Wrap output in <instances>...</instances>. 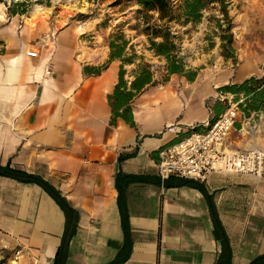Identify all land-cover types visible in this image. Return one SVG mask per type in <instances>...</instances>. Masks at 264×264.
I'll return each instance as SVG.
<instances>
[{
    "label": "crops",
    "instance_id": "crops-1",
    "mask_svg": "<svg viewBox=\"0 0 264 264\" xmlns=\"http://www.w3.org/2000/svg\"><path fill=\"white\" fill-rule=\"evenodd\" d=\"M94 39L77 26L0 28V244L13 263L264 264V179L158 174L163 149L244 99L221 89L260 76L257 53L233 74L148 85L115 118L122 62L104 68L110 49ZM136 65L124 67L129 91ZM243 115L216 152L264 150L262 116Z\"/></svg>",
    "mask_w": 264,
    "mask_h": 264
},
{
    "label": "rangeland",
    "instance_id": "rangeland-1",
    "mask_svg": "<svg viewBox=\"0 0 264 264\" xmlns=\"http://www.w3.org/2000/svg\"><path fill=\"white\" fill-rule=\"evenodd\" d=\"M222 2L206 10L198 25H172V32L178 38L177 43L188 69L199 71L214 68L233 74L251 53L256 52L260 64L258 74H262L250 78L264 79V0ZM222 5L226 6L231 23V30L226 34L223 30L228 28V23L221 13ZM141 11L136 0H0V16L3 18L0 28L14 21H18V27H34L38 23L61 30L71 26L83 27L95 37L93 42L98 45L99 53L112 41L122 44L126 40V56L135 55L134 65L138 63L132 70L133 74L138 66H148L155 82L161 84L167 75L164 71L165 61L150 51L149 40L144 33L146 23L153 24L158 15L150 13V16H146ZM217 25H221L223 30L218 29ZM223 35H231L232 51L222 49ZM224 54H228L229 58L226 59ZM235 99L231 98L227 104L241 105L245 101L240 97ZM254 113L262 116L258 124H264V109L243 116L249 117ZM9 249L0 244V264H14L16 259L11 257L13 252Z\"/></svg>",
    "mask_w": 264,
    "mask_h": 264
},
{
    "label": "trees",
    "instance_id": "trees-1",
    "mask_svg": "<svg viewBox=\"0 0 264 264\" xmlns=\"http://www.w3.org/2000/svg\"><path fill=\"white\" fill-rule=\"evenodd\" d=\"M216 3L222 4L223 2L222 0H136V4L141 8L142 14L146 16H150V13L158 15L153 24L150 22L146 23L144 33L148 37L150 51L154 53L155 57L165 61L164 71L167 75L163 83L169 81L172 75L185 77L189 82H193L196 79L198 71L188 69L185 57L181 55V48L177 43L178 38L172 32V25H198L203 20L204 12ZM221 13L227 20L228 28L224 29L225 31L221 25H217V28L223 30L224 34H226V32L231 30L226 6L222 5ZM14 15H16L15 12ZM221 41L223 42L222 49L224 51H232L233 42L231 35L229 37L223 35ZM127 45L128 42L126 40L122 44L110 42V58L106 66H104V68H107L109 63L114 60L122 62L119 83L114 95L110 97V105L115 118L123 116V114L119 113L123 108L125 113L130 112L133 99L148 85L157 84L154 81V74L148 66H138V70L134 72L135 80L131 85L130 91L128 90L125 81L127 72L124 67L135 64V55L132 57L126 56ZM224 57L228 59L229 55L224 54ZM221 91L235 95L243 94L245 101L243 104H239V109L240 112L247 116L251 111L257 112L264 109V79L249 78L239 85L224 87Z\"/></svg>",
    "mask_w": 264,
    "mask_h": 264
},
{
    "label": "built area",
    "instance_id": "built-area-1",
    "mask_svg": "<svg viewBox=\"0 0 264 264\" xmlns=\"http://www.w3.org/2000/svg\"><path fill=\"white\" fill-rule=\"evenodd\" d=\"M40 42L47 45L49 37L45 36ZM28 56L36 58L38 52L30 51ZM239 114V103L232 104L215 121L208 123L203 132L191 133L182 141L163 149L158 164L160 178L204 181L210 173L222 172L264 179V150L247 153H218L214 150L231 133Z\"/></svg>",
    "mask_w": 264,
    "mask_h": 264
},
{
    "label": "bare ground",
    "instance_id": "bare-ground-1",
    "mask_svg": "<svg viewBox=\"0 0 264 264\" xmlns=\"http://www.w3.org/2000/svg\"><path fill=\"white\" fill-rule=\"evenodd\" d=\"M39 9V8H38ZM3 19L2 16H0V20ZM252 58V57H251ZM245 73V72H244ZM246 74V73H245Z\"/></svg>",
    "mask_w": 264,
    "mask_h": 264
}]
</instances>
